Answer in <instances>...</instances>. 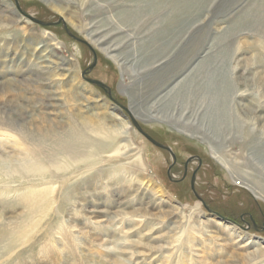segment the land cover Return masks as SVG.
<instances>
[{
	"label": "rangeland",
	"instance_id": "obj_1",
	"mask_svg": "<svg viewBox=\"0 0 264 264\" xmlns=\"http://www.w3.org/2000/svg\"><path fill=\"white\" fill-rule=\"evenodd\" d=\"M17 1L53 25L33 23L15 0H0V122L30 129L123 122L131 131L119 141L131 150L116 161L118 168L90 175L85 201L77 194L60 219L52 214L51 224L31 223L20 195L11 194L0 207V226L34 234L11 251L0 242V264H80V257L81 264H264V200L241 184L248 174L264 195V0ZM105 49L128 63L124 78ZM94 51L97 64L87 77L105 83L141 128L172 150L171 177V153L148 141L126 110L83 79ZM166 54L169 65L149 73ZM181 73L157 105L166 120L139 113L155 90ZM4 138L19 136L0 131V142ZM214 144L225 145L241 170L237 177L214 158ZM2 148L14 150L6 142ZM139 159L144 166L128 167ZM197 169L202 202L191 188Z\"/></svg>",
	"mask_w": 264,
	"mask_h": 264
},
{
	"label": "bare ground",
	"instance_id": "obj_2",
	"mask_svg": "<svg viewBox=\"0 0 264 264\" xmlns=\"http://www.w3.org/2000/svg\"><path fill=\"white\" fill-rule=\"evenodd\" d=\"M108 50L105 49L104 53L116 63L117 67L122 71L124 78L130 71L128 63L117 61L116 57L112 56ZM169 59V54H166L163 58L151 64L148 72L156 73L161 68L169 65ZM161 60L164 61L157 66L156 64ZM198 61L199 59L196 60V62ZM182 73L184 74V72ZM182 73L171 81V83H167L163 88L154 91L147 101L148 109H143L144 113H142V109H137V105L131 103L133 112L138 115V110L140 114L154 121L161 122L163 119L166 120L161 115V110H158L157 105L171 94L174 90L172 88L180 82ZM134 79L135 77L132 76L133 81ZM179 124H181L183 130L188 131L190 128L183 122H179ZM118 126L116 128H108L105 125L84 122L77 126H60L57 128L35 125L30 129L26 125H21L16 128L10 123L0 122V131L4 132V134L15 132L19 136L18 141L4 138L0 142H6L9 145L12 144L14 148L12 152L9 150L11 153L7 149H0V207L2 209L4 208L3 205L6 204V200L11 197V194L18 193L21 203L26 205L27 218L31 220V223L35 222L37 224L41 221L49 220L51 224L52 220L50 218L52 214H55L54 216L60 219L65 209L73 203L77 194L78 197L81 196L82 202L85 201V195L87 194L85 192V186L90 175L100 174L101 171L104 172L107 168L108 170L118 168L121 165L116 161L128 156L129 150L131 149L128 146H123L119 140L122 135H127L131 129L128 124L123 122ZM224 146L219 144L212 145L210 147L212 154L232 177H237L239 172L241 173V170H237L236 164L228 158L226 152H224ZM109 163L117 164H111L110 167L104 166ZM127 165L130 168L139 165L144 166L142 159ZM248 177V174L243 177L241 184L243 183L242 185L248 188L256 198L264 200L263 192L259 194L256 185L250 180H247ZM182 180L184 181L185 179ZM127 182H130V180ZM21 190L22 193H19ZM60 190L62 194L59 199L57 193ZM132 194L133 191L128 193L127 197ZM200 201L202 202V199ZM131 203L133 202L127 201V206L131 205ZM54 205H56L55 208ZM205 208L210 211L209 208ZM254 226L257 227L255 223ZM62 229V231L66 230V228ZM30 232L31 230L24 226H20L13 231L7 229L6 226H0V242L5 243V250L11 251L17 248V246H20L21 244L19 243L25 235L29 236ZM31 233L34 234V231ZM46 234L48 235V232ZM65 235L62 236L63 239L67 238ZM69 255L72 256L73 251ZM76 257L78 258V256ZM52 260L55 261L54 259ZM80 261L81 257L79 259V263L81 264Z\"/></svg>",
	"mask_w": 264,
	"mask_h": 264
},
{
	"label": "water",
	"instance_id": "obj_3",
	"mask_svg": "<svg viewBox=\"0 0 264 264\" xmlns=\"http://www.w3.org/2000/svg\"><path fill=\"white\" fill-rule=\"evenodd\" d=\"M15 3H16L17 8H18V9L20 10V12L23 14V16H25L26 18H28L29 20H31V22L36 23V24H38V25H42V26L53 25V24H51V23H45V22H41V21L35 19L33 16L27 14L26 12H24V11L20 8V6H19V2H18L17 0H15ZM60 21L62 22L63 20H60ZM58 23H60V22H58ZM56 24H57V23H56ZM64 26L66 27V24H65V23H64ZM66 28H67V27H66ZM71 36H72V35H71ZM78 40H79V39H78ZM80 41H82V40H80ZM82 42H83V41H82ZM93 53H94V62H93V64H92L87 70H85V71L83 72V79H84L86 82H88L89 84H91V85H95V86H98V87L102 88V89L105 91V93L108 94L109 98H110L111 100H113V102H114L115 104H117L118 106H120V107H122L124 110H126V112L128 113V115L130 116V118H131L133 124L138 128V130H139V131H140V132H141V133H142V134H143V135H144V136H145L150 142H152L155 146H158V147H161V148H163V149L168 150V151L171 153V155L173 156L174 162H173V164L170 166L169 171H168L169 176H170V174H171V170H172V167H173V165L177 162V158H176V156L173 154L172 150H170L169 148H166V147L163 146L162 144L158 143V142L155 141L151 136H149L147 133H145V132L143 131V129L141 128V126L139 125V123L137 122V120H136V118L134 117V115L131 113L130 109H129V108H126V107H123L122 105H120L119 103H117V100H115V99L113 98V96H112V94H111V91H110L109 87H108L105 83H103V82H101V81H98V80H93V79L87 77V75L90 74V72L94 69V67H95L96 64H97V55H96L95 51H94ZM192 160H193V159H192ZM192 160H190V161H192ZM198 160H199V162H200V166H201V160H200V159H198ZM190 161L187 162V164H186V167H185V174H184L183 179H185V177L187 176V169H188V165H189ZM198 169H199V168H198ZM198 169L194 172V174H193V176H192V180H191V188H192L194 194H195V195L201 200V198L199 197V195H198L197 192L195 191V182H196V177H197ZM219 216H220V215H219ZM222 219H223V218H222ZM224 220H227V219L225 218Z\"/></svg>",
	"mask_w": 264,
	"mask_h": 264
},
{
	"label": "flooded vegetation",
	"instance_id": "obj_4",
	"mask_svg": "<svg viewBox=\"0 0 264 264\" xmlns=\"http://www.w3.org/2000/svg\"><path fill=\"white\" fill-rule=\"evenodd\" d=\"M251 220H252L253 223H256L253 218H251Z\"/></svg>",
	"mask_w": 264,
	"mask_h": 264
}]
</instances>
